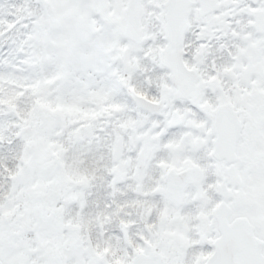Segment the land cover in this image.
Listing matches in <instances>:
<instances>
[{
	"label": "snow or ice",
	"instance_id": "6c2138e0",
	"mask_svg": "<svg viewBox=\"0 0 264 264\" xmlns=\"http://www.w3.org/2000/svg\"><path fill=\"white\" fill-rule=\"evenodd\" d=\"M0 264H264V0H0Z\"/></svg>",
	"mask_w": 264,
	"mask_h": 264
}]
</instances>
